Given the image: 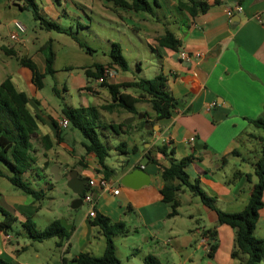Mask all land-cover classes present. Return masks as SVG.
I'll use <instances>...</instances> for the list:
<instances>
[{"label":"crops","instance_id":"crops-1","mask_svg":"<svg viewBox=\"0 0 264 264\" xmlns=\"http://www.w3.org/2000/svg\"><path fill=\"white\" fill-rule=\"evenodd\" d=\"M98 1L103 5L102 0H36V3L43 15L53 21V18L70 19V15H75L78 20H89L92 24L87 31L97 36L92 27L94 24L99 26L102 24L93 17H100L109 23L115 22L114 19H108L113 18L107 16L108 12L102 15L97 10ZM199 1H206L210 8L205 14L193 18L179 11L178 0H166L171 9L174 7L182 14L181 20L175 21L174 31L173 27L170 29L167 25L160 27L159 10H155L158 27L146 37V42L152 49L157 50V47L160 49V70L157 75L163 74L166 77L167 90L179 102L178 109L168 119L155 122L154 125L147 124L146 126L153 128L146 129L152 131V134L135 129L131 134L118 135L112 131L111 125L105 126V131L101 129L104 134L102 139L110 147L105 164L113 174L108 180L113 188H119L120 192L115 196L110 191L90 188L88 183L86 191L93 194L96 215L101 214L109 218L113 224L124 223L126 226L127 232L114 239L117 256L122 264H145V258L149 255L163 264H237L243 260L242 256L232 257L235 250V231L228 226L219 225L214 210L185 191L180 195L179 209L184 206L187 208L179 210L178 216L169 218L170 206L162 201L160 194L164 186L162 168L169 166L172 161L180 162L188 157H193L192 163L186 168L191 181H199L201 188L215 200V207L221 211L241 212L250 199L252 188L258 182L255 169L262 156L264 131L249 123V120L259 118L264 112V0ZM237 4L242 7V12L229 17L228 9ZM158 5L157 8L161 9L159 3ZM19 6H23V2L0 0V28L7 30L10 41L4 42L3 31L0 29V54L7 55L8 50L17 59H31L39 72L44 73L46 65L45 56L41 51L43 45L33 51L25 34L18 42L10 39V32L14 22L19 21V14L28 12L22 11ZM13 8L19 10L18 15L12 13ZM109 9L123 18L120 8L116 7L113 10L109 6ZM82 13L86 19L82 17ZM10 15L13 17H8ZM166 31L174 33L181 41L179 50L172 51L159 47L157 39ZM104 40L109 44V48L104 51L106 56L115 42L107 41L105 38ZM180 50L193 57L191 62L180 60ZM37 60L39 64L36 63ZM22 68L25 67L21 66L19 72ZM84 68L91 67H81L85 75ZM129 70L120 71L109 83L123 84L136 79H147L140 70L136 76L131 77ZM24 76L28 78L31 87L29 94L25 92L31 98L28 108L32 114L39 117V130L35 142L42 148L40 139L49 136L54 144L47 152L48 159L52 162L51 166L59 165V173L62 171V166L54 160L55 156L59 157L56 148L62 147L70 154L75 152L80 155L81 159L74 168V163L71 166L67 165V173L75 170L79 178L87 179L88 182L104 177L96 157L92 154L85 155L83 140L80 141L81 152L76 147H71L67 132L71 131V127L63 130L60 126L65 105L50 102L43 94L45 88L35 90L31 84V73ZM10 79L17 88L18 85L13 78ZM88 84H90L88 79L86 82L81 80V88H73L79 91L80 102L85 98L84 89H87L85 87ZM56 89L59 95L54 90L53 93L60 98V90ZM130 90L132 89L122 92L135 97L140 95L139 92ZM63 91L66 94L67 88ZM80 107L89 105L83 104ZM151 115L148 121L153 122L154 114ZM52 120L60 126L62 139L60 143H57V131L51 124ZM71 135L77 137L75 132ZM135 138L139 140L138 143ZM193 138L192 143L190 140ZM110 139H115L114 143H111ZM169 139L170 144H167L166 141ZM56 143L59 144L58 147H55ZM122 143L126 145L121 147ZM164 146L167 148L166 155L159 151V148ZM35 148L38 150V162L43 167L46 160L45 152L43 148ZM51 155L55 158L50 159ZM27 175L32 177L33 172ZM76 198L74 195L71 203ZM240 208L242 209L237 211ZM89 211L88 205L87 210H80L72 216V223L69 224L72 229L74 227L73 232L68 240L60 241L58 238L59 258L53 264H74L72 259L81 253H89L96 257L104 254L105 238L100 228L91 225L90 221L93 218L89 217ZM17 218L15 217L14 225L20 230L23 223L17 221ZM3 219V215L0 216V221ZM213 230L216 231L215 237L208 234ZM9 234L14 237L10 242L6 240V234L0 233V257L13 263L28 245L21 246L17 236L11 232ZM20 234L28 241H32L25 230ZM254 234L257 238L264 239V207L259 213ZM204 235L211 239V244L216 245L214 252L211 249V252L207 253ZM96 238H99L98 242H95ZM117 242L118 244L120 242L129 254L125 262L119 257L120 245L117 246ZM90 250L96 253H91Z\"/></svg>","mask_w":264,"mask_h":264},{"label":"trees","instance_id":"trees-1","mask_svg":"<svg viewBox=\"0 0 264 264\" xmlns=\"http://www.w3.org/2000/svg\"><path fill=\"white\" fill-rule=\"evenodd\" d=\"M14 2H23L19 6L22 11H28L33 19L39 24L40 29L46 31H56L71 36L81 48L85 44L80 42L76 35L70 29H63L58 23L43 15L36 0H13ZM114 3L120 9L134 12H145L156 18L155 8L158 2L154 0L152 5L148 0H106ZM218 2V0H216ZM210 8L206 1L199 0H178V9L195 18L199 14H205ZM159 47L172 51L179 50L181 41L174 33L166 31L157 39ZM41 51L45 56V72L40 73L37 65L28 58L20 59L22 67L27 68L31 73V84L35 90L44 88V80L47 76L55 77L56 55L53 51L51 42L42 46ZM88 52H93L88 49ZM7 55L14 54L6 50ZM110 63L108 66L96 64L93 68H84L85 75L90 84L93 80H98L104 74L106 68L116 72H127L129 66L125 60L120 44L113 43L109 53ZM95 84V83H94ZM107 88L111 103L103 105L100 110L113 112L115 109L123 110L130 115H138V104L146 102L153 110L154 121H148L149 115L144 113V119L140 120L141 130L147 134L152 131L146 130V125L160 120L170 118L179 107V102L167 90V79L163 74L157 75L154 79H136L132 82L123 84H111L105 81L101 85ZM89 90L90 88L87 87ZM132 89L139 92L135 97L131 94L123 93V90ZM54 92L59 95L56 87ZM31 98L25 92L19 91L10 78L0 83V177L7 179L15 188L23 191L25 194L39 201L44 197L43 190H36L27 180V176L38 162V150L34 146L36 136L38 135L39 117L30 112L28 106ZM63 117L70 122L71 129L78 131L84 141L82 143L85 154H92L96 157L101 173L104 178L112 176L113 171L105 164L109 156L110 147L103 141V132L100 125V112L96 107H70L65 105L62 110ZM249 123L264 131V112L263 115L255 120H249ZM52 126L57 131L58 142H61L60 126L52 120ZM133 124L125 123L111 125L112 131L116 134H129L128 130ZM41 146L45 152V162L43 169L51 167L47 152L54 144L49 136L40 139ZM262 156L256 165L255 175L258 182L251 191L250 199L245 208L238 213H227L215 207V200L208 196L201 188L199 181H191L186 172V168L192 163L193 157H188L180 162L172 161L169 166L162 168V179L164 186L160 190L162 201L170 206L169 218L179 215L181 206L180 195L188 191L194 197H197L203 205L216 212L219 225H225L235 231V250L232 253L233 258L243 257V264H263L264 261V239L257 238L254 234L259 219V213L264 207V138L262 139ZM126 144L122 143L121 147ZM159 151L167 154V148L161 147ZM150 157V156H149ZM152 160V158H151ZM238 175V173L236 174ZM241 175V174H239ZM248 176V175H247ZM4 219L0 221V233L8 235L16 219L11 215L1 211ZM93 227L100 228L105 238V251L101 257L93 256L89 253H81L72 259L74 264H122L117 256V249L114 242L116 236L126 233L127 229L124 223L113 224L111 220L101 214H97L90 221ZM23 229L28 233L33 242H44L49 239L59 238L60 241L68 240L73 232L66 230L60 220L53 221L44 230H38L32 217H28L22 224ZM211 237L216 236V231L208 233ZM59 246L61 243L58 244ZM211 249L214 252L216 245L212 244ZM0 264H13L0 257ZM145 264H160L154 256H147Z\"/></svg>","mask_w":264,"mask_h":264},{"label":"rangeland","instance_id":"rangeland-1","mask_svg":"<svg viewBox=\"0 0 264 264\" xmlns=\"http://www.w3.org/2000/svg\"><path fill=\"white\" fill-rule=\"evenodd\" d=\"M148 1L154 5V0ZM157 1L161 6V9L155 8V10H159L160 14L161 23L159 26L161 27L167 25L170 29H172L175 21L181 20L182 14H180L178 9H175L174 7L171 9L166 0ZM102 3L103 5H100L99 1L96 3L97 10L102 15L108 12L107 16H113V18L106 17L108 19H114L115 22L109 23L105 22L100 17H97L98 19L93 17L96 21L102 24V26L94 24L92 27L93 32H95L97 36L95 34L88 33L87 28H89L92 24L89 20H78L75 15H70V19L58 20V18H53L56 22L60 21V25L70 29V31L76 35L78 40L86 45L85 48H81L79 44L69 35L58 33L56 31L49 32L40 29L39 24L33 19L30 12H22L19 14V22L26 27V40L29 42V46H32L33 51L37 47L45 45L49 42L53 43V51L56 55L55 70L57 71V74L53 78L47 77L45 79V89L43 94L55 105L64 104L77 108L84 104L98 108L100 112V125L102 127V131H105V126L118 125L122 123L126 124L128 120L127 117H129L130 114L121 109L118 110V108L111 113L100 110L103 105L111 103V96L107 88L102 87V84H96L95 80H93V84L95 83L94 85L88 84V86L85 87H89L90 89H84L85 98H83L82 102H80L81 98L79 91L73 88H81V80L82 82H86L87 80L81 70V67L93 68L94 64L108 66L111 60L109 55H104L106 48H109V44H107L104 40L105 38L107 41H113L120 44L123 56L130 66L129 75L131 77L133 75L136 76L138 74V70H140L143 72V75L147 77V79H154L160 70V49L157 47V50H154L152 49V46H149L146 42V37L149 35L148 33L151 34L153 29L158 27V22L155 21L156 19L154 17L145 12L137 13L121 9L122 11L120 12H122L123 15V18H121V16L113 13L109 9V6L113 8V10L116 8L114 3L106 0H102ZM105 9L107 11H105ZM18 12L19 10L17 8H13V14L18 15ZM8 17H13V15ZM82 17L85 18L84 13H82ZM0 29L3 31L2 38L4 42L10 43L7 37V30L5 28ZM172 31H174V27ZM88 49H92L93 52H88ZM36 63L39 64V61L37 60ZM137 67H139V69H137ZM20 68V58L17 59L13 56L11 57L0 54V83L7 78H13V81L18 85L17 88L29 94V88L31 87L28 78L26 79L24 74H29L30 72L29 70L22 68L21 73L19 72ZM118 75L119 72H117V76ZM74 85L76 87H74ZM54 87L60 90V98L54 95ZM64 88H67L66 94L63 91ZM130 91L138 93V91L135 90ZM87 99H89V101ZM89 102H91V104ZM137 109L142 114H144L142 111H147L145 113L149 116H152L151 114H153L151 106L146 102L138 104ZM132 117H137V115H133ZM130 124H133V127L128 130L130 134L135 129L142 131L140 127V120L135 119V121ZM67 132L69 134L68 139L71 147H76L77 150L81 152L82 147L80 145V141H84L82 135L74 129ZM72 132H75L77 137H73L71 135ZM144 133L146 134V132ZM134 140L137 141V143L139 142L137 138ZM72 141H75V143H72ZM114 141L115 139H110L111 143H114ZM34 146L41 148L38 142H35ZM58 146L59 144L56 143L55 147ZM56 149L59 157L57 158V156H55V158L54 155H51L49 158H55L54 160L62 166V171L59 173L61 178L57 180L51 173L52 167L55 165H52L49 169L45 170L40 165V162H37L36 166L32 170L33 176H29L28 179L36 190H43L44 197L41 200H35L33 197L15 188L7 179L0 177V216H2L1 211H4L14 218L18 217L17 221L22 223L25 222L24 218L32 217L38 230H44L51 221L65 220L67 224L72 223L73 215H76L80 210L85 211L88 209L87 204H83L76 210L71 209V199L74 197V193L68 187L69 173L71 171L67 173L66 168L67 165L71 166L73 163V168L78 165L77 162L81 160L79 158L80 155L75 152H72L71 155L67 149L62 147H58ZM50 164H52L51 161ZM196 200L199 199L196 198ZM184 207L179 210L183 211L187 208L186 206ZM241 209L242 208L237 211H240ZM23 231L24 229L22 226L20 230L15 225L12 227L11 233H13L14 236H17L19 244L21 246L24 244L28 245V248L20 253V257L16 260V262H13V264H53V262L59 258V250L57 248V242H59L58 238L49 239L41 243L33 242L28 241L20 234ZM98 241L99 238H96L95 242ZM117 246L120 247L119 257L125 262L129 254L124 246H121L120 242L119 244L117 242ZM90 252L96 253L92 250H90ZM6 260L7 262L10 261L9 259ZM240 262L243 263L242 260H240ZM240 262L237 264H240ZM160 264L163 263L160 261Z\"/></svg>","mask_w":264,"mask_h":264},{"label":"built area","instance_id":"built-area-1","mask_svg":"<svg viewBox=\"0 0 264 264\" xmlns=\"http://www.w3.org/2000/svg\"><path fill=\"white\" fill-rule=\"evenodd\" d=\"M239 12H242V7L239 4H237V5H235V7L229 8L227 11V14L229 17H231V16H233V14L239 13ZM258 20L260 22H262L261 18H259V17H258ZM26 31L27 30H26L25 25H23L19 21H15L13 24V29L11 30L10 35H9L11 41L18 42L21 39V37L26 33ZM179 57H180V60H183L186 62H191V60L193 59V57L190 54H188L187 52L182 51V50L179 51ZM116 76H117V72L115 70L110 69V68H106L103 76L101 78H99L98 80H95V83L96 84H102L105 81H107V82L110 81L111 79H113ZM213 106H214V104H213ZM210 109L211 108H209V110ZM60 126L63 130H67L70 127L69 120L63 117L60 120ZM190 142L193 143L194 138L191 139ZM166 143L170 144V139L168 141H166ZM88 186L90 188L96 187V188H100V189L105 190V191H110L115 196L119 195V192H120L119 188H113V186L111 185L109 180L104 178V177H101L98 180H90L88 182ZM83 204H87L90 206L89 217L95 218L96 217L95 201H94L93 194L90 191H85L83 193ZM203 237H205V238H203V241L205 243L204 246L206 248V251H207V253H210L211 252V245H212L211 239L209 237L206 238L205 235ZM13 239H14L13 235H11V234L6 235L7 241L10 242Z\"/></svg>","mask_w":264,"mask_h":264},{"label":"water","instance_id":"water-1","mask_svg":"<svg viewBox=\"0 0 264 264\" xmlns=\"http://www.w3.org/2000/svg\"><path fill=\"white\" fill-rule=\"evenodd\" d=\"M135 119L142 120L144 119V114L140 113L137 115V117H132L129 120H127L126 125H129L131 122L135 121ZM147 130H152V127L146 126ZM60 167L55 165L52 167L51 173L55 176L57 180H59L61 177L59 175ZM88 180L87 179H81L78 177V172L75 170H72L69 173V182L68 187L71 189V191L74 193L77 198L72 202L71 208L73 210H76L80 208L83 205V193L86 191ZM62 226L68 230L71 231L72 226L67 224L65 220H61Z\"/></svg>","mask_w":264,"mask_h":264}]
</instances>
